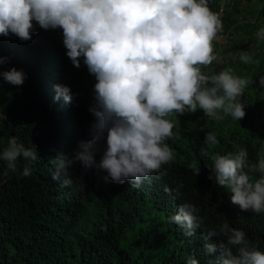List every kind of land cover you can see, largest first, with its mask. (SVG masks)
I'll use <instances>...</instances> for the list:
<instances>
[{
    "label": "trees",
    "instance_id": "trees-1",
    "mask_svg": "<svg viewBox=\"0 0 264 264\" xmlns=\"http://www.w3.org/2000/svg\"><path fill=\"white\" fill-rule=\"evenodd\" d=\"M224 1L209 0L208 6L217 13ZM224 7L226 43L221 47L213 41L215 54L222 59L234 53L230 44L236 48L245 44L234 54L238 61L227 59L225 65L217 64L218 59L202 71L211 75L227 67L238 68L236 76L253 79L241 97L246 116L239 121L231 117L215 121L199 109L169 116L175 123L176 135L168 141L174 162L165 166L166 175L161 179L144 181L139 187L106 181L105 173L85 171L79 163L70 170L71 186L53 179L55 157L60 153L71 157L78 142L88 138L95 121L89 109L95 106L97 81L83 58L77 68L67 57L61 29L44 30L33 22L29 41L0 36V56L4 58L0 70L15 68L26 75L19 87L0 79V151L10 137H16L26 148L36 145L39 156L29 177L22 174L27 163L23 158L17 161L15 172L0 160V264H187L189 257L208 264L220 253L209 256L202 237L226 221L243 230L264 252V213L242 211L232 204L229 189L209 179L214 155H235L244 148L252 164L264 145L260 100L264 87L259 84L264 76V41L256 36L264 28V0H227ZM241 51L259 63H242ZM57 85L71 90L72 103L57 98ZM206 132L214 133L219 143H205ZM96 159L98 162L99 153ZM193 166L200 169L199 175L194 174ZM245 171L253 181L261 176ZM165 187L173 193L167 194ZM185 203L195 205L203 218L191 237L168 219ZM223 239L226 237H213L207 242Z\"/></svg>",
    "mask_w": 264,
    "mask_h": 264
},
{
    "label": "clouds",
    "instance_id": "clouds-1",
    "mask_svg": "<svg viewBox=\"0 0 264 264\" xmlns=\"http://www.w3.org/2000/svg\"><path fill=\"white\" fill-rule=\"evenodd\" d=\"M209 0H0V36L15 35L21 41L32 39L34 23L44 30L61 29L66 55L79 68L83 58L95 76V117L88 138L78 142L69 157L58 154L53 163L54 180L62 186L73 183L71 169L77 163L85 170L105 173V180L115 184L131 182L139 187L144 181L159 180L166 175L165 166L174 162L168 144L176 133L169 116L202 110L206 117L221 121L245 118L241 97L253 79L233 74L226 68L205 74L217 61L213 41L223 29ZM256 36L264 41V28ZM244 64L259 63L247 51L238 53ZM4 58L0 56V69ZM0 79L12 86H22L26 75L12 68L0 70ZM264 87V76L259 79ZM57 98L72 103L67 86H55ZM203 130V128L201 129ZM205 143L218 144L216 135L206 132ZM100 159L97 162L96 156ZM26 165L23 176L29 177L33 163L39 159L37 146L26 148L16 137L0 151V160L15 172L17 161ZM209 179L232 193L231 202L242 211L264 213V145L255 163L248 162L247 149L235 155H214ZM245 169L261 173L253 181ZM194 174L200 169L193 166ZM167 194L173 189L164 188ZM176 193L179 194V188ZM199 209L182 204L169 222L191 237L203 223ZM226 237L209 243L213 237ZM209 256L220 255L208 264H264V252L249 241L241 229L226 221L218 230L202 237ZM187 264H199L193 257Z\"/></svg>",
    "mask_w": 264,
    "mask_h": 264
},
{
    "label": "rangeland",
    "instance_id": "rangeland-1",
    "mask_svg": "<svg viewBox=\"0 0 264 264\" xmlns=\"http://www.w3.org/2000/svg\"><path fill=\"white\" fill-rule=\"evenodd\" d=\"M224 36V35H223ZM256 37V36H254ZM216 43H218V45H220L221 47H224L225 46V43H226V38L225 36L224 37H219L217 40H215ZM245 43L243 42L239 47L236 48L235 44H230L232 47H234V53H230L229 56H226L225 58H222V59H219V61H217L216 63L217 64H225L227 65L228 61H226L227 59L232 61V60H237L238 61V58H235L234 54H236L239 50H241V46H243ZM237 49V51H236ZM251 50V49H250ZM238 65V63H236ZM236 64L234 65V67H236ZM228 68V67H227ZM238 69V68H237ZM237 69H235L233 71V74L235 75V73L238 71ZM263 99V105H262V110L264 111V97H262L261 95V99Z\"/></svg>",
    "mask_w": 264,
    "mask_h": 264
},
{
    "label": "built area",
    "instance_id": "built-area-1",
    "mask_svg": "<svg viewBox=\"0 0 264 264\" xmlns=\"http://www.w3.org/2000/svg\"><path fill=\"white\" fill-rule=\"evenodd\" d=\"M223 4H224V5L227 4V0H225L224 2H222L221 6H220V8L218 9V12H217V14L219 15L221 21H222L223 14H224V12H225V7H224ZM219 37H224V36H223V31H221L220 33H218V38H219ZM225 38H226V37H225Z\"/></svg>",
    "mask_w": 264,
    "mask_h": 264
}]
</instances>
